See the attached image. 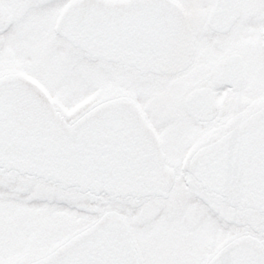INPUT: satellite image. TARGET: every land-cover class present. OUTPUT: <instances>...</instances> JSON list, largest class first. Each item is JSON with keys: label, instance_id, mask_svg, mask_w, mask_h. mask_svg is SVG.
Instances as JSON below:
<instances>
[{"label": "snow or ice", "instance_id": "6c2138e0", "mask_svg": "<svg viewBox=\"0 0 264 264\" xmlns=\"http://www.w3.org/2000/svg\"><path fill=\"white\" fill-rule=\"evenodd\" d=\"M0 264H264V0H0Z\"/></svg>", "mask_w": 264, "mask_h": 264}]
</instances>
